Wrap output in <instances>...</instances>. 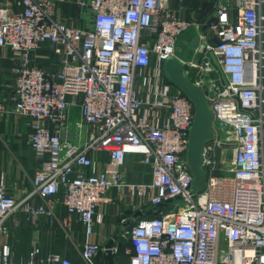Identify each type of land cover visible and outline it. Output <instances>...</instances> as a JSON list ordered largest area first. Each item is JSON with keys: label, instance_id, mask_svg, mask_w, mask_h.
Returning a JSON list of instances; mask_svg holds the SVG:
<instances>
[{"label": "built area", "instance_id": "built-area-1", "mask_svg": "<svg viewBox=\"0 0 264 264\" xmlns=\"http://www.w3.org/2000/svg\"><path fill=\"white\" fill-rule=\"evenodd\" d=\"M83 5L94 15L92 29L55 18L51 0H0V46L17 60L13 112L30 120L29 143L41 161L22 199L0 174V264H76L54 254L38 262L37 248L29 261H16L3 242L9 220L17 212L31 221L53 216L60 197L93 235L113 187L140 208L159 210L121 235L129 242L127 264H264V0H218L204 24L201 59L181 60L212 113L201 161L205 184L196 191L187 159L194 106L167 80L164 63L199 24L176 17L169 0ZM44 44L58 57V72L32 61ZM98 153L110 157L101 171ZM129 155L142 156L149 182L124 180ZM33 197L42 203L32 204ZM103 250L86 242L81 254L91 263Z\"/></svg>", "mask_w": 264, "mask_h": 264}, {"label": "crops", "instance_id": "crops-1", "mask_svg": "<svg viewBox=\"0 0 264 264\" xmlns=\"http://www.w3.org/2000/svg\"><path fill=\"white\" fill-rule=\"evenodd\" d=\"M9 1L16 3L18 0ZM51 1L55 18L76 28H93L94 15L90 8L83 5L88 0ZM217 2L218 0H169V5L176 17L199 24L194 29L203 44L206 33L204 24L214 17ZM180 42H184L182 38ZM180 57L184 59L182 55ZM31 59L46 72L55 73L60 69L58 57L48 44L37 48ZM16 65L13 50L0 46V102L5 106V111L0 113V174H4L6 178L9 193L22 199L31 191L41 161L29 143L33 133L30 120L13 112V69ZM73 115L79 116L78 108L73 110ZM94 158L98 171L104 170L110 162L106 153H98ZM149 171L150 168L143 163L141 155H129L123 169V178L136 184L149 182ZM56 199L53 216H42L31 221L23 212H17L10 218V232L3 242L10 246L16 261H29L31 253L37 248L40 250L36 258L38 262L54 254L76 264H108L106 244L114 239L115 247L124 248L126 242L121 235L145 217L148 210L140 208L136 198L129 197L125 189L113 187L97 210L103 216V223L96 225L93 235H88L79 216L69 214L61 198ZM31 202L34 205L42 203L37 197H33ZM86 242H95L104 248L91 263L86 262L81 254ZM128 261L126 255L116 256L114 259L115 264H127Z\"/></svg>", "mask_w": 264, "mask_h": 264}, {"label": "water", "instance_id": "water-1", "mask_svg": "<svg viewBox=\"0 0 264 264\" xmlns=\"http://www.w3.org/2000/svg\"><path fill=\"white\" fill-rule=\"evenodd\" d=\"M210 56L223 75L222 68L213 52ZM164 74L169 82L174 84L194 106V121L190 129L187 159L191 173L194 178L193 191L201 189L205 184V176L201 171L202 151L205 144L212 136V113L207 105L204 93L196 87L190 78L184 76V64L177 57H170L164 63ZM225 79V76L223 75ZM114 239L105 246L106 259L108 264H115Z\"/></svg>", "mask_w": 264, "mask_h": 264}, {"label": "rangeland", "instance_id": "rangeland-1", "mask_svg": "<svg viewBox=\"0 0 264 264\" xmlns=\"http://www.w3.org/2000/svg\"><path fill=\"white\" fill-rule=\"evenodd\" d=\"M181 38L184 41L183 43L180 42ZM179 45L181 46V49ZM201 45L202 41L200 35L196 33L194 27H192L188 32L179 38L176 51L177 57L185 63L195 59H201V54H198L197 52L198 49L201 48ZM180 55H182L184 59L181 58Z\"/></svg>", "mask_w": 264, "mask_h": 264}, {"label": "trees", "instance_id": "trees-1", "mask_svg": "<svg viewBox=\"0 0 264 264\" xmlns=\"http://www.w3.org/2000/svg\"><path fill=\"white\" fill-rule=\"evenodd\" d=\"M212 42L215 43L216 40H214V41L212 40ZM158 215H159V210L158 209L154 210V209L148 208V210L146 212V217H156ZM128 246H129V242H126V245L124 246V248H120L119 254L114 255V259L116 258V256H120V257L125 256L124 251H125V248L128 247Z\"/></svg>", "mask_w": 264, "mask_h": 264}]
</instances>
